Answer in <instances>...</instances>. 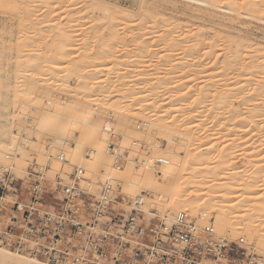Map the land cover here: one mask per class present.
<instances>
[{"label":"bare ground","instance_id":"bare-ground-1","mask_svg":"<svg viewBox=\"0 0 264 264\" xmlns=\"http://www.w3.org/2000/svg\"><path fill=\"white\" fill-rule=\"evenodd\" d=\"M175 1L0 0V162L19 165L26 149L47 158V140V173L99 171L121 183L124 204L167 221L199 214L215 237L248 238L264 258V38ZM180 1L264 22V0ZM108 128L117 153L133 147L119 170ZM0 264L46 263L0 247Z\"/></svg>","mask_w":264,"mask_h":264},{"label":"built area","instance_id":"built-area-1","mask_svg":"<svg viewBox=\"0 0 264 264\" xmlns=\"http://www.w3.org/2000/svg\"><path fill=\"white\" fill-rule=\"evenodd\" d=\"M106 133L119 170L129 154L117 153V138L110 128ZM45 149L47 162L26 161L21 177L0 163V247L46 264H264L245 239L215 237L201 215L179 212L167 221L156 208L143 213L139 203L124 204L119 184L96 183L78 168L46 177L54 155ZM55 158L64 160L59 152ZM164 163L154 161L157 168Z\"/></svg>","mask_w":264,"mask_h":264},{"label":"rangeland","instance_id":"rangeland-1","mask_svg":"<svg viewBox=\"0 0 264 264\" xmlns=\"http://www.w3.org/2000/svg\"><path fill=\"white\" fill-rule=\"evenodd\" d=\"M168 5H171L173 8H176L177 10H179V11H186V12H190L191 10L193 11V13H192V15H205V16H207L208 18H210L211 20H213V21H215V22H217V23H219V24H221V25H224V26H226V27H230L231 29H234L235 31H237V32H241V34H243V35H252L251 37H254V38H258V39H260V38H264V22L263 21H260V20H252V19H249V18H247V17H244L243 15H240V13H237V14H229V13H227V12H225V11H223V10H210L209 12H207L206 11V9H207V7L206 6H204V5H202V4H197V3H189V2H186V3H183V2H181L180 0H176L174 3H167ZM5 10H7V9H4V11ZM3 11V12H4ZM7 12V11H6ZM0 19L1 18H3L2 17V14H0ZM188 20H190V22H191V20L193 21V22H198L197 20H194V19H190V18H188ZM192 22V23H193ZM24 24V23H23ZM23 24L22 23H20V26L22 25L23 26ZM259 36V37H258ZM49 48L45 51L46 53H49ZM111 64H107V66H110ZM63 99H64V97H63ZM19 131V130H18ZM18 131H16V134L18 135L19 134V132ZM170 133V135L169 134H167V135H163L162 134V132H161V136L163 135V136H165L164 138H166V139H164V138H160V140H158L160 143H161V145H166V140H167V137L168 138H170L169 140L170 141H173V139H174V134H173V132L171 131V132H169ZM167 136V137H166ZM173 136V137H172ZM31 137L33 138V136L31 135ZM31 138V140H33ZM117 139H118V136L116 137ZM41 140H43V141H41ZM170 141H169V143H170ZM40 143V145H41V147L42 148H44V150H46L45 148H46V145L47 144H49V142L46 140H44V139H40V141H39ZM148 141L146 140V142H145V140H144V143H145V145H146V143H147ZM68 144H71V143H68ZM119 144V143H118ZM24 145V144H23ZM67 147L68 145H64V144H62V142H61V146L59 147L58 146V149H55L56 151H53L54 152V154H57L58 152L59 153H61L63 150V147ZM24 149L25 148H28V146L27 145H24V147H23ZM131 148H133V147H128V150L129 151H131ZM143 148H144V146H143ZM145 148H146V146H145ZM145 148L144 149H141V151H140V149L139 150H132L133 152V154L138 158V156H139V159H140V157L142 158L144 155H145V153H142V150H144V151H146L145 150ZM28 149H26L25 151V153L23 154V156L21 157V159H20V161H21V163H23V164H21V163H19V165L17 164V163H14V162H10V161H4V162H2V163H7V166H12V167H14V170H15V173H16V175L17 176H19V177H21V176H23L24 175V169H25V167H27L28 166V162H26V161H31L32 159H34L39 165H44L46 162H47V158H43V157H45V156H43V155H41L42 153V150H41V148L40 149H37V152L38 153H36V152H34V151H31V152H29V151H27ZM51 150V149H50ZM49 150V152H51ZM124 150H126L127 152H128V150H127V148L126 149H124ZM143 151V152H144ZM148 152V151H147ZM39 154V155H38ZM141 154V155H140ZM87 155V154H86ZM110 160H112V157H111V159ZM16 162V161H15ZM51 162H52V160L51 161H49V164H51ZM1 163V162H0ZM112 163V165H113V161L111 162ZM17 164V165H16ZM71 164V163H70ZM125 164H126V162L124 163V162H121V166L123 167V165L125 166ZM23 165V166H22ZM18 166H19V168H18ZM72 167V168H71ZM70 168L71 169H74L75 167L74 166H71ZM69 168V169H70ZM65 169V167H63V166H60L59 167V169H58V171L59 170H64ZM68 169V170H69ZM49 170H50V168H49ZM68 170H66V171H68ZM69 171H71V170H69ZM57 172V171H56ZM63 172H65V170L63 171ZM96 172V171H95ZM99 171H97L96 173H92L93 174V176H92V174H90L91 176H89L94 182H96V183H98V182H104V181H108L109 182V178H107V177H109V176H104V179H101V177L97 174ZM68 173V172H67ZM100 173V172H99ZM54 174V173H53ZM53 174H49V173H47V176L46 177H53ZM96 174V176H94ZM160 176H161V174L160 173H156V177H158L157 179L158 180H160ZM93 177V178H92ZM103 178V177H102ZM115 183H117V184H119V181H117V180H115L114 181ZM114 184V183H113ZM122 185H121V183H120V187H121ZM121 193H122V196H123V198H126V192L125 191H123V188L121 187ZM263 193V192H262ZM141 195H146V193H141ZM120 207V206H119ZM150 208H154V207H149L148 209H150ZM157 210H159V212L160 213H162V215H165V212H162L161 211V209H158V208H156ZM149 211V210H148ZM187 213V212H186ZM167 214V213H166ZM190 214V216H192V217H195V216H198L199 214H197V215H192L191 213H189ZM238 238H242V237H238ZM245 240L247 241V242H250L249 240H248V238L246 239L245 238ZM251 245H252V242L250 243ZM253 247H254V250H256V248H255V246L254 245H252ZM258 250H256V252H257ZM257 254H259V255H261L262 257H263V254L260 252H257ZM37 260V259H36ZM39 261V260H38ZM39 262H41V261H39Z\"/></svg>","mask_w":264,"mask_h":264}]
</instances>
